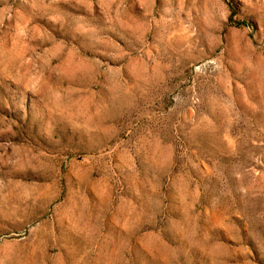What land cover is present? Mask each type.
<instances>
[{"label": "rangeland", "instance_id": "1", "mask_svg": "<svg viewBox=\"0 0 264 264\" xmlns=\"http://www.w3.org/2000/svg\"><path fill=\"white\" fill-rule=\"evenodd\" d=\"M0 264H264V0H0Z\"/></svg>", "mask_w": 264, "mask_h": 264}]
</instances>
